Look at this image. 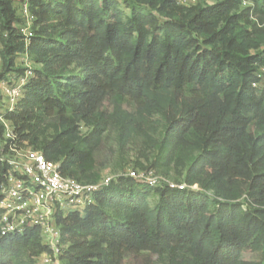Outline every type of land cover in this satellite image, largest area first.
Wrapping results in <instances>:
<instances>
[{"label":"trees","instance_id":"16d2710c","mask_svg":"<svg viewBox=\"0 0 264 264\" xmlns=\"http://www.w3.org/2000/svg\"><path fill=\"white\" fill-rule=\"evenodd\" d=\"M17 3L29 6V34ZM0 29L4 74L26 80L22 96L0 109L1 139L9 123V144L97 185L98 177L83 179L118 120L122 138L159 133L142 167L148 174L182 169L175 185L184 189L123 175L101 187L84 215H60L63 264L143 254L158 258L151 264H264V89L253 86L264 68V0H0ZM20 56L36 66L31 77ZM107 103L135 110L117 118ZM55 117L59 127L46 138ZM44 253L52 251L39 227L0 234V264H38Z\"/></svg>","mask_w":264,"mask_h":264},{"label":"built area","instance_id":"2783aa9c","mask_svg":"<svg viewBox=\"0 0 264 264\" xmlns=\"http://www.w3.org/2000/svg\"><path fill=\"white\" fill-rule=\"evenodd\" d=\"M211 3L212 0H179V4L185 7ZM258 78L253 86L264 89V73L261 70ZM20 97L21 91L15 90L12 100ZM4 124L6 131L3 139L0 138V166L5 169L0 202V234H23L30 227H39L45 244L52 251L39 257L40 264H60L57 259L60 260L64 248L60 245L62 233L58 230V217L73 212L84 215L95 194L102 186L108 185L110 179L93 185L63 175L61 162L48 161L42 152L27 145L17 147L14 143L9 144L10 140L16 139V135L9 123ZM128 176L150 185L158 184L147 173L132 172ZM169 184L171 188L186 187Z\"/></svg>","mask_w":264,"mask_h":264},{"label":"rangeland","instance_id":"374dc122","mask_svg":"<svg viewBox=\"0 0 264 264\" xmlns=\"http://www.w3.org/2000/svg\"><path fill=\"white\" fill-rule=\"evenodd\" d=\"M216 2V0H212V5ZM205 5V4H204ZM28 5H21L17 3V14L18 16L26 22L23 30L25 33L29 32L30 26L32 24V16L29 12ZM125 12L127 14L130 11L125 8ZM1 36V29H0ZM2 50V46L0 43V52ZM17 66L21 69H24L25 76L31 77L32 70L36 68L34 64H32L27 56H20L17 59ZM264 73V68L261 69ZM26 80L22 79V77L17 73H9L4 74L3 65L0 57V109L1 107L8 106L12 107V103L10 101L13 98V92L15 90L21 91L22 96V86L25 84ZM103 110L109 113L111 116H115L117 118H127L132 117L134 113V106L130 104L124 103L120 108L113 104L107 103ZM120 123L118 120H112L111 125L109 126L107 132L104 135L102 140V144L100 148L96 151V170L87 178H84L83 181L87 183H91L95 181L98 177L99 183L102 181L105 182L107 179H118L123 175H129L132 172L137 173H147L142 167H149L150 162L148 159H152L153 152L150 145L153 141L158 140L159 136L155 133H151L147 136H130L126 138H122L120 131ZM81 133L86 134L91 130V127L86 126L83 122L80 123ZM59 127V120L55 117L50 119L44 128V137L50 138L52 137L57 128ZM182 169L180 166H173L167 174L163 173H154L151 172L150 178L158 181H164L171 184H176L179 180H182ZM148 174V173H147ZM245 196L242 198V200ZM156 200H153V203ZM58 230L61 232V227H58ZM62 233V232H61ZM246 258L250 260L258 259L257 255L247 254ZM58 262L61 263L59 259ZM158 258L149 254H143L138 256H130L124 260L122 264H151L157 262ZM28 262H25L27 264ZM38 264H40V259L38 258Z\"/></svg>","mask_w":264,"mask_h":264}]
</instances>
